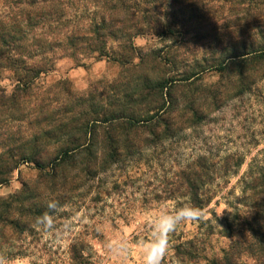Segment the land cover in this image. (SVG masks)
Returning <instances> with one entry per match:
<instances>
[{"label": "rangeland", "instance_id": "1", "mask_svg": "<svg viewBox=\"0 0 264 264\" xmlns=\"http://www.w3.org/2000/svg\"><path fill=\"white\" fill-rule=\"evenodd\" d=\"M202 17L187 35L148 32L133 44L146 58L143 68L151 81L196 74L174 89L172 112L177 117V100L179 109L195 101L208 107L202 110L205 120L178 130L176 126L168 134L163 125H153L132 136L135 148L110 156L104 129H98L93 158L100 166L89 173L83 170L91 160L84 155L57 171L21 165L0 188V213L17 220L0 225V264H143L142 245L151 238L153 217L165 208L196 207L192 192L197 190L211 202L202 219L183 223L170 235L163 264H208L206 257H219L238 240L239 233L229 239L223 232L256 211L244 181L264 169V76L241 89L236 69L224 75L206 69L264 48V0H209ZM173 45L178 47L175 63L155 65L149 56L169 52ZM138 57L128 67L97 55L82 57L79 64L61 59L40 82L41 94L63 99L59 83L67 81L74 94L110 96L119 83L136 81ZM3 86L12 90L15 83L6 79ZM212 91L218 93L215 101L209 97ZM26 130L11 123L12 132ZM22 133L17 138L27 135ZM49 154L52 150L41 159L46 162ZM239 160L244 163L238 167ZM196 174L203 183H194ZM202 237L209 238L207 253L191 258L187 243ZM121 238L130 249L123 262L107 251L109 242Z\"/></svg>", "mask_w": 264, "mask_h": 264}, {"label": "trees", "instance_id": "2", "mask_svg": "<svg viewBox=\"0 0 264 264\" xmlns=\"http://www.w3.org/2000/svg\"><path fill=\"white\" fill-rule=\"evenodd\" d=\"M208 1L0 0V136L4 138L0 142V188L23 164L57 171L68 160L84 155L91 161L83 171L99 168L93 158L98 129H104L110 156L135 148L132 136L153 125H163L164 134H168L176 126L178 130L203 122L202 110L208 107L195 101L179 109L177 100V117L172 112L174 89L196 74L183 80L164 77L151 81L143 68L146 58L140 57L133 39L148 32L157 36L189 34L196 21L203 20ZM174 47L149 57L155 65L173 64L178 51ZM95 55L124 67L131 66L139 56L140 75H133L136 81L130 82V87L124 82L113 87L110 96L74 94L67 81L59 83L66 99L41 94L40 82L55 70L59 60L69 58L79 64L82 57ZM257 66L264 69V48L240 53L206 70L224 75L234 68L238 71L236 83L244 89L249 81L253 85L258 76H264V70L259 71ZM6 79L15 83L12 90L3 86ZM209 95L214 101L218 98L214 91ZM11 123L26 126L23 133L27 135L17 138L22 132H12ZM49 149L52 154L44 162L41 155L48 154ZM243 163L239 160L236 166ZM194 183H203L201 176L196 174ZM244 184L256 211L223 232L225 238L233 239L236 233L239 238L219 257H206L208 264H264V169L249 174ZM192 195L201 211L211 202L204 201L198 190ZM10 218L1 212L0 225L9 221L16 224L17 220ZM208 243L209 238L204 237L187 243L189 256L206 254Z\"/></svg>", "mask_w": 264, "mask_h": 264}, {"label": "clouds", "instance_id": "3", "mask_svg": "<svg viewBox=\"0 0 264 264\" xmlns=\"http://www.w3.org/2000/svg\"><path fill=\"white\" fill-rule=\"evenodd\" d=\"M202 218V211L191 205H184L172 211L166 208L159 211L152 219L151 238L142 245L143 264H163L170 247V235L179 225ZM108 244L111 246L107 251L119 261L123 262L128 258L130 249L123 238Z\"/></svg>", "mask_w": 264, "mask_h": 264}]
</instances>
